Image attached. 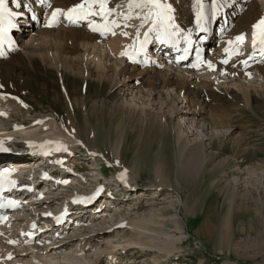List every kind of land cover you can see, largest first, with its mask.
Instances as JSON below:
<instances>
[{"label": "rangeland", "instance_id": "374dc122", "mask_svg": "<svg viewBox=\"0 0 264 264\" xmlns=\"http://www.w3.org/2000/svg\"><path fill=\"white\" fill-rule=\"evenodd\" d=\"M172 1L176 6L184 2V0ZM257 1L264 3V0ZM117 2L127 15L132 14L134 19L131 21H137L136 0H108L107 3L103 0H94L92 5L94 8L110 10ZM85 3L87 5L88 2L85 0ZM56 6L51 0L44 8L42 23L33 29L48 31L47 16ZM59 7L62 8V6ZM65 8L63 6L61 12H64ZM238 25V22L229 25L216 47L224 50L229 48L233 41L238 40L236 39ZM243 36L239 40L242 38L247 42V35ZM32 37L34 41L38 38L34 35ZM245 46L243 50L240 48L241 55H245ZM39 48L34 50V60L31 66L23 69L20 67L5 69L8 75L12 72L15 79L7 78L6 81L4 78L0 79V97L7 99L1 101L0 98V104L6 105L4 108L14 109L11 103L15 104L16 97L11 95L12 89L23 97L17 95L22 99L16 100V103L20 105H15L20 108L12 110L10 117H0V127H10L22 121L35 122L36 119L51 121L58 115L62 117L65 128L69 129L71 124L74 125L75 131L83 128V136L88 146L99 151L100 154L97 158L91 159L83 156L82 150L79 149L75 153L76 156H71L76 160L72 162L75 164V171L71 176L76 184L73 183L74 180L71 184L85 190L93 185V181L99 180L106 187H111L109 191H113L114 198L110 201L116 205H113L114 209L106 211L104 215L101 214L105 210L100 211L101 216L96 213L95 219L84 218L83 226L70 229L64 236L73 239L67 248L60 251H49V253L30 250L25 257L26 261L22 259L21 264L22 262L23 264H109V261H114V264H157L160 262V257L165 254L159 249L165 240L173 245L171 257L177 259L180 264H264V91L251 90L254 96L249 100L234 92L208 91L200 98L195 97L204 105H211L210 108L208 105L206 107L212 109V114L213 110L216 111L214 116L218 114L215 117L225 128L211 126L204 122L201 124L200 134L188 132L189 138L194 142L204 138L203 142L207 148V155H210L209 163L211 164L206 167L205 172L208 174L206 173L204 178L191 180L187 187L190 198L189 206L191 205L189 209L192 210V215L180 213L182 218L177 222L176 212L181 207L182 197L180 198L177 193L171 191L160 195L158 187L151 186L149 183L151 175L143 173L147 171L145 168L139 172L144 175V179H139L137 176L138 185L131 182L130 188H121L115 180L117 178L116 169L128 174L132 171V165L141 162V158L147 164L156 160L158 163L170 165L172 157L170 148L174 144L175 139L173 138H175L179 123L183 121L186 125L192 123L197 126V123L192 121L191 115L173 114L165 107L159 109L160 104H156L152 96L149 101L142 98L138 95L137 88H133L134 95H131L130 91L125 89L126 82L115 87L111 79L102 77V75L97 76L96 73H92L91 78L85 68L82 69L83 77L64 74L61 76L54 68H45L41 65L40 59L47 56L45 50ZM113 72L108 70V73L105 72L104 75L112 76ZM231 79L237 84H244V81L237 77ZM122 81H125L123 75L120 76V83ZM247 81L245 84L264 86V79H258L256 75ZM138 83L137 81L135 85ZM158 90L163 94L157 101L164 102L169 108V101L166 99L168 97L170 101L173 99L179 108L184 109L186 104L181 102L182 99L172 87L167 86ZM122 94L125 95L122 96ZM19 100L26 101L24 106L26 108H23ZM130 101H137L140 106L130 107ZM151 102L155 103L154 106ZM147 103L154 109L151 110L149 106V109L147 106L142 107ZM164 122L167 124L164 125ZM209 137L210 139L207 140ZM140 145L146 146L142 157V146ZM117 151L125 154L121 155L125 157L123 161L116 158ZM69 184L66 191L60 189L65 192L62 197L71 193L72 189ZM131 185H134L133 188ZM58 190L56 189L54 193L50 192L48 196L51 198L56 196L61 192ZM135 193L143 198L134 199ZM48 196L44 194L42 201ZM63 201H65L64 198L60 199L48 209L39 207V203L34 201L37 206L33 205V208H37L27 209L28 211L23 212V217L18 219L17 224L14 223L5 230L11 233L17 229L15 235L11 236L16 239L20 237V232L28 219L32 217L45 219L41 214L37 216L36 214H39L42 209L53 211ZM36 209L39 211L33 212ZM30 212H32L31 215H29ZM34 220L37 221V219ZM114 222L118 223L117 226L113 224ZM128 237L132 242L134 240L138 241L136 243L144 244L145 248L142 249L136 244L138 247L128 250L127 254L115 248L113 251L116 257L111 259L112 255L107 251L112 250L117 243L122 244L123 240ZM47 239H52L50 244L56 242V238L47 237ZM21 242L20 239L17 244ZM20 245L17 247L22 249ZM4 248L0 245V254L3 253ZM144 249L150 250L146 254ZM96 257L100 258L97 262ZM16 261L17 257L9 259L5 264L20 263V260Z\"/></svg>", "mask_w": 264, "mask_h": 264}, {"label": "bare ground", "instance_id": "6f19581e", "mask_svg": "<svg viewBox=\"0 0 264 264\" xmlns=\"http://www.w3.org/2000/svg\"><path fill=\"white\" fill-rule=\"evenodd\" d=\"M1 1L2 0H0V2ZM4 1H6L4 5L0 4V30L3 31V39L5 43L9 44L10 50L4 51L3 56L0 57V79L4 78L5 81L7 80V78L15 79L12 72L11 74L8 75L5 69L7 68L6 70H9L8 67H20L23 69L28 66H31L34 60V50L37 47H40L39 49L45 50V55L47 56L46 58L42 57V59H40L41 65L45 66V68L46 67L54 68L57 74L61 76L64 74V75L83 77L84 74H82V69L85 68V70H87V73L88 75L91 76V78H92V73H96L97 76L102 75V77L111 79L115 87H117V85L119 84L123 85L124 82H126L127 84L125 85L126 86L125 89L130 91L131 95H134L133 88H137L139 90L138 95L141 96L142 98L144 99L146 98V100L149 101L150 96H152V100H154L156 104H160L159 109L165 107L167 108V111L170 110L172 111L173 114L181 113L185 115H189V114L191 115V117L193 118L192 121L197 123L196 124L197 126L193 125L192 123L186 125L185 122L183 121L179 123L180 125H178L177 127L178 130L176 132L175 138H173L175 139L174 144H172L170 148L172 149L171 150L172 157H171L170 165H165V163L164 164L158 163L156 160H153V162L150 161L147 164L145 160L141 158V162L135 163L134 165L131 164L133 166L132 171H129V173L126 174V181H128L129 183L131 182L135 184L137 183L138 185L139 180L137 181V176L139 179L140 178L144 179V175H141L142 173L140 174L139 172H141L145 168L147 171L143 173H146L148 176L151 175L149 183L151 186L158 187L157 189L159 190L160 195L165 192L171 191L177 193V195H179L180 198L182 197V202L180 203L181 207L176 212L177 222H179L180 218H182L180 213L182 214L185 213L188 215L191 214L192 210L189 209L191 205L189 206L190 198L187 193L188 192L187 187L189 186L191 180H197L200 177L204 178L206 173L208 174V172H205L206 167H208L211 163H209L210 155L209 154L207 155L206 153L207 148L204 145L205 142H203L204 138L194 142L189 138L188 132L192 131L194 134H200L201 124L204 122L211 124V126L214 125L215 127L219 126L221 128H225L215 117L218 116V114L214 116V112L216 111L213 110V114L211 113L212 109H209L211 105L207 104L209 106L208 108L206 107L207 105H204L203 103L199 102L198 99L196 98H200L201 95L202 96L205 95L208 91H214L215 93L216 92L239 93L242 95L243 98L249 100L252 98V96H254L251 90L258 92L264 91V86L261 87L260 85L257 86L254 84H249V85L248 83L245 84V82H248L247 77L251 74L253 76L255 75L258 76V79L261 80L264 79V64L262 65L254 64L252 67L248 69H243L242 68L243 61L247 55H241V53L243 50L242 48L245 45H247V42L246 40H242V38L241 40H239V38L242 37L243 35L245 34L248 35L250 33L249 30L256 21L264 19V3L261 4L257 0H219L221 4L227 7L229 14H234V17L231 19V22L230 24H228L227 28L232 23L238 22L239 24L238 35L236 38L238 40L233 41V43L229 48L220 50V48L216 46H218L221 36L213 37L209 43V47L207 50L208 56H205L204 62L202 63L203 66L202 69L189 70L181 66H172L169 63H166L165 60L152 61L150 66H145L140 60L131 62L129 53L133 50L134 45L137 42L139 33L144 29H146L149 25L148 12L151 9V4H150L151 0H136L135 9L138 10L135 16L137 18V21H131L134 19V17L131 16L132 14L127 15L123 11L119 2L115 3V7L109 10V9L94 8L92 5L94 0H86L88 2L87 5L85 4V8L80 12L83 14L88 12H95V13L100 12L101 15L105 16V19L103 21H97L96 24H87L81 26H74L71 23L72 18L68 20V16L70 15L69 10L71 9L73 10L75 5L79 4L83 0H53L55 5L57 6L47 16L48 25L46 27L48 31L33 29L38 24L32 22L29 19V14L30 12H33L36 16H38L39 18L38 20L42 21L44 8L51 0H4ZM205 1L208 0H204V2ZM103 2L107 3L108 0H103ZM161 5L165 10V13L171 19V22L175 28L194 30L195 20L197 16V7H198L197 0H184V2L182 1V4L178 6H176L172 0H161ZM59 6H62V8L63 6H65L66 7L65 11L61 12L62 8H60ZM206 6L210 7V2L207 3ZM55 13L59 14V19L57 21V25L53 28H50L48 26ZM98 29H103V31H109V32L113 31L114 35L113 37H109V36L101 37V35L98 34L97 32ZM33 30L36 32H34ZM33 35L38 36V38L35 41L33 40L32 37ZM243 38L246 37L243 36ZM235 47H239V50L236 52L233 58H231L230 61H227L230 52ZM112 65H114V67ZM108 70L114 71L112 76L110 74H108L107 76L104 75L105 72L108 73ZM88 75L86 76L89 77ZM121 75H123L125 78V81H122V83H120ZM232 77L239 78L241 81H244V84L235 83L236 81L234 82L233 79H231ZM137 81L139 83L135 85ZM167 86L172 87L175 93L182 99L181 102H184L186 104L184 106V109L179 108L176 105V102L173 99L170 101L168 97H166V99L167 101H169L168 105L170 109L167 107V104H165L164 102L157 101L158 99L161 98L160 95L163 94L161 93V91L159 90L157 91V89H163ZM10 93L12 96L16 97L14 103L20 105V103H16L17 102L16 100L22 99L23 97L19 95L17 91L14 89H12ZM17 95L21 96L22 98ZM123 95L125 94H122V96ZM155 95L156 97L154 98ZM0 98L1 101L7 100L4 97H0ZM19 101L21 102L23 108H26L24 107L26 101L24 100H19ZM11 104L14 105V109L11 108L6 109L4 108L6 107V105L0 104V117L1 116H3L4 118L10 117L12 114L11 113L12 110L20 108L19 106L13 103ZM129 106L137 107L140 106V103L137 101H130ZM145 106H147L148 108L149 104L147 103L142 105V107ZM153 106H149V108L152 110L154 109ZM128 110H130V108ZM162 117L163 116L161 114V119ZM220 119L222 122L223 121L222 117ZM36 120H37L36 123H32L33 121H31L30 123L28 121H22L17 124H12L10 127H0V132H1L0 136L1 137L8 136L17 139L34 141V140H39L40 138L46 135L49 136L50 138H57L62 141H65L68 148L67 153L70 152V154L72 155H76L75 148L79 147V149H81L83 152V156L85 157L97 158L99 156L100 154L99 151L90 148L88 146L85 137L83 136L84 135L83 128H79L78 130L75 131L74 125L72 124L71 126H69V129L65 128V124L63 122L62 117L58 115L55 117V119L51 121L40 120V119H36ZM166 124L167 123L164 122V125ZM161 125H162V121H161ZM158 127L160 128V126ZM84 129L86 128L84 127ZM208 139H210V137L207 138V140ZM7 143L8 145L11 144V146H13L11 148H13L14 150H20V148L26 145L21 143L12 144L13 142L11 140L8 141L5 140V141H0V148L2 146L7 145ZM140 146H142L141 148V157H142V154H144L143 150H145L144 148L146 146L145 145H140ZM148 147H150V145ZM118 151L116 153V158L120 161H123L125 157H121V155L124 156L125 154H121ZM13 158L15 164L13 165L10 164V166H13V168L17 167V169L20 171L26 172L27 170L31 169L33 166L35 167V164L34 165L32 164V161H34V159H31V157L29 156L18 155V156H14ZM69 161L75 162L76 160L73 158V159H69ZM28 165H31V167ZM25 167L29 169H26ZM70 171H74V168L72 167ZM121 173L122 171L116 169L117 177ZM214 173L215 172H213V174ZM209 174H212V172H209ZM61 175H63L62 181H64L65 183L64 186L69 187L68 183H71L73 181L71 177L68 178V175L70 174L65 173ZM252 177L254 176L252 175ZM258 178L259 177H257L256 179ZM227 179L228 178H226V180ZM63 194H65V192H60L57 193V195L53 196L52 198L50 196L45 197V199L42 201V199L44 198L43 195L41 197V200L36 202L39 203L38 204L39 207L42 206V208L48 209L54 203H57V201L64 198L62 197ZM135 194L136 195L133 197L134 199L143 198L142 196L137 195V193ZM102 199L104 201L105 198ZM44 212L45 211H43L42 209L39 212V214H36V216L41 214V216L44 218L43 215ZM49 212H53L52 209ZM34 219L41 220L38 218H34ZM113 224L114 225L116 224L115 226H117L118 223L114 222ZM1 231L3 232L2 235L4 236H0V245L1 247H5L3 249V253L0 254L1 264H5L9 259L11 260L15 257H17L16 262L20 260L19 264H21V260L25 259L26 255L30 253V250H34L40 253H47V252L49 253V251L52 252L60 251L62 249L67 248V246L70 245L71 241L73 240L72 238H64L58 242L56 241L55 243L50 244L52 242V239L50 240L48 239L51 242L47 245L34 244L33 246L27 247L24 246L25 240L21 239L22 242L20 243L21 244L20 246H22L23 248L20 249V247H17L19 246L17 243H15V245L12 246V244L15 242V239L8 236L10 233L9 230H1ZM90 231L93 232V230ZM136 242L134 240L132 242L131 238L129 237L127 239L125 238L122 244L119 243L115 244L113 246V249L108 250L107 253L110 252L112 258H114L115 253L113 250H115V248H117L116 250H121V253H126L128 250H131L132 248H137L138 246L136 244H138L139 247H142L143 249L145 245ZM162 243L163 244L162 246L159 247V249H161V251L164 252L165 254L162 257H160L159 260L160 261L169 260L172 262L174 260V258L171 257L172 254L171 251L173 245L171 244L170 241H166V240L165 242ZM144 250H145L144 253L147 254L148 253L147 251H149L150 249H144ZM97 257L95 260L96 262L100 260V258L97 259ZM25 261L24 263H26ZM32 263H34L33 260ZM109 264H114V261H109Z\"/></svg>", "mask_w": 264, "mask_h": 264}]
</instances>
